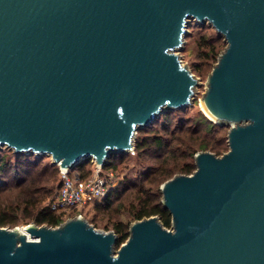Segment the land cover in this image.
I'll list each match as a JSON object with an SVG mask.
<instances>
[{
  "label": "water",
  "instance_id": "water-1",
  "mask_svg": "<svg viewBox=\"0 0 264 264\" xmlns=\"http://www.w3.org/2000/svg\"><path fill=\"white\" fill-rule=\"evenodd\" d=\"M192 21L225 42L199 104L228 149L161 183L171 227L135 220L118 248L80 216L0 227V264H264V0H0V150L69 170L132 151L193 105L200 81L176 52Z\"/></svg>",
  "mask_w": 264,
  "mask_h": 264
},
{
  "label": "trees",
  "instance_id": "trees-1",
  "mask_svg": "<svg viewBox=\"0 0 264 264\" xmlns=\"http://www.w3.org/2000/svg\"><path fill=\"white\" fill-rule=\"evenodd\" d=\"M195 25L203 28L206 24L200 25L195 23ZM208 27L211 28L210 26ZM215 34L217 38L223 39L216 32ZM224 47V40L223 42H219L210 34L200 32L197 40L200 62L195 64L192 70L198 75L205 74L206 72L209 73L216 62L218 54ZM187 108L163 112L152 124L140 128L137 132H145L148 128H154V125L160 121L165 126L169 125L170 114L174 111L186 110ZM196 120L198 124L203 125L202 129L206 133H212L218 126L221 127L213 121L209 122L210 120H207L203 114H199ZM153 133L136 138L134 163L141 166L137 170V176L132 177L124 174L118 185L112 188L101 201L94 204V213L91 216L87 217V214L84 212L83 217L91 225L96 227L102 220L103 226L111 229L116 234V248L128 238L131 221L149 216H157L163 226L170 228L171 216L168 210L162 206V195L159 185L174 174H190L195 169L193 162L195 146L193 144L184 145L183 148L178 145V147L175 146L174 148L171 142L173 140L168 141L161 134H157L158 132L155 133L153 131ZM176 134L178 135V132ZM197 148L203 150L210 149L216 155L222 154L224 150L219 139L214 141L213 137V140H208L205 136L201 138ZM7 151L2 152L0 150V177L2 178L0 181V227H12L19 223L28 222L49 227L60 224L62 222L61 216L52 211L45 204V201L53 191L61 186V176L59 175V180L57 181L54 171L47 172L51 166L45 164L41 172V174H44V178L38 173L30 177L31 167L37 166L40 163L38 156L34 154H17L9 149ZM178 151L180 152L178 153ZM127 157H130L129 152L124 154L113 153L102 168L103 170L118 172L119 165L126 161L124 159ZM145 157L160 160L159 164H155L154 166L144 165L146 163L143 161L146 159ZM188 157H191V159H188ZM144 167L145 170L143 169ZM74 169L78 171L80 177H88L93 169L91 159L81 161L74 166ZM20 172L24 173L25 177H20ZM45 172L49 173V175L51 174L54 178L51 179ZM8 179L11 182L8 181V183ZM39 182H43V185L39 186ZM49 182L51 184L48 185L47 183ZM15 187L17 188L16 195L10 194L13 190L7 193V191ZM129 193H131V202L125 208L122 198ZM82 210L81 208L71 212L72 217L78 213L83 214ZM123 215H125V218L122 217Z\"/></svg>",
  "mask_w": 264,
  "mask_h": 264
},
{
  "label": "rangeland",
  "instance_id": "rangeland-1",
  "mask_svg": "<svg viewBox=\"0 0 264 264\" xmlns=\"http://www.w3.org/2000/svg\"><path fill=\"white\" fill-rule=\"evenodd\" d=\"M208 24H206L203 28H200L198 26L195 25V23L192 21V23H190L189 27H188V34L189 36L185 38V41L183 43V46L180 50H176V52L178 53L182 63L184 65H186L191 72L198 77L200 84L198 85V87H196L195 89V94H194V101H193V105L188 106V108L186 110H182V111H174L172 114H170L169 118V125H166L164 123H162L161 121L159 123H157L156 125H154V128H148V130H146L145 132H136L135 136H134V147H135V141L136 138L144 136L146 134H154L153 131H155V133L157 134H161V136H163L164 138H166L168 141L169 140H173L172 142V146L175 148L178 147V145L183 148L184 145H190L193 144V146H195V153L198 151H204L203 149L197 148L199 141L201 140V138H203V136H205L208 140H213L214 137V141L219 139V141L222 144L223 147V152H226L228 149V144H227V131H228V127L227 126H221V127H217L216 130H214L212 133H206L202 128L203 125L198 124V121L196 120V118L199 116V114H203L205 118H207V120H210L202 111L200 104H199V100L205 90V80L206 77L208 75V73L206 72L205 74H196L192 68L194 67L195 64H198L200 62V59L198 58V48H197V40L199 37V33L200 32H206L207 34H210L211 36H213L214 38H216L219 42H223V39L221 38H217L214 30L212 28H209L207 26ZM223 50V49H222ZM221 50V51H222ZM195 102V105H194ZM161 120H162V116H161ZM212 120H210L209 122H211ZM162 123V124H161ZM165 126V127H164ZM156 128V129H155ZM165 128V130L163 131V129ZM150 132V133H149ZM174 132V133H173ZM176 132H178V135L176 134ZM200 139V140H199ZM179 143V144H178ZM182 143V144H180ZM213 144V143H212ZM7 148H3L1 149L2 152H8ZM135 149H133L132 151H130V157H127L126 161H124L122 164L119 165L118 167V172H115L118 175V179L119 181L124 177V174H127L129 176L132 177H136L137 176V170L141 167L140 165H136L135 162ZM205 151H211L210 149H207ZM180 151H178L179 153ZM194 153V154H195ZM221 155V154H219ZM38 158L40 159V163L37 166H32L31 167V173L29 174L30 177H33L35 175L40 174L41 176H43L44 178V174L41 172L43 171L44 165L48 164L49 166H51L47 172H55L54 176L56 177L57 181L59 180V175H60V168L58 165L54 164L51 162V158L48 155H39ZM144 159L143 161L146 162L144 165L147 166H154L155 164H159L160 160H155L153 158H147ZM188 159H191V157H188ZM194 162V161H193ZM93 165V161L91 160V166ZM146 166V167H147ZM145 170V167L143 168ZM75 171L74 168L70 169V172L73 173ZM46 173V172H45ZM28 174V173H27ZM47 176H49L51 179L54 178V176H51V174L49 175V173H46ZM175 175V174H174ZM173 175V176H174ZM20 177H25V174L20 172ZM2 180V178L0 177V181ZM42 180V179H41ZM11 182L9 179L7 180V182ZM40 181V180H38ZM8 182V183H9ZM40 185H43V182H39ZM119 183V182H118ZM45 184V183H44ZM48 185L51 184L50 182L47 183ZM2 185V184H1ZM118 185V184H117ZM116 185V186H117ZM161 185V184H160ZM159 185V187H160ZM17 188L15 187L14 189H10V191H7V193L11 192L13 190V192H11L10 194H14L16 195V190ZM56 191V190H55ZM53 191L48 198L55 192ZM6 192V191H4ZM1 193V192H0ZM131 193L125 195L122 200L124 202V207H128L130 204V198H131ZM48 198L45 201V204L48 200ZM82 216H84V212L85 214H87V217L91 216L92 213H94V205H87L85 207L82 208ZM70 217L72 216L71 214L69 215ZM99 216H101L99 214ZM123 218H125V215L122 216ZM133 221L130 222V224ZM34 224L33 222H28V223H19L15 226L9 227V226H3L5 228H9L12 229L14 227H19L22 225H26V224ZM103 221L101 220L99 222V224L95 227L96 229L99 230H103V231H109L111 229H107L103 226Z\"/></svg>",
  "mask_w": 264,
  "mask_h": 264
},
{
  "label": "built area",
  "instance_id": "built-area-1",
  "mask_svg": "<svg viewBox=\"0 0 264 264\" xmlns=\"http://www.w3.org/2000/svg\"><path fill=\"white\" fill-rule=\"evenodd\" d=\"M61 186L48 198V207L59 214L62 221L69 218L71 212L101 201L118 182V175L112 170H103L93 162L91 174L80 177L78 171L61 169ZM75 216L83 217L81 213ZM72 217V216H71Z\"/></svg>",
  "mask_w": 264,
  "mask_h": 264
},
{
  "label": "bare ground",
  "instance_id": "bare-ground-1",
  "mask_svg": "<svg viewBox=\"0 0 264 264\" xmlns=\"http://www.w3.org/2000/svg\"><path fill=\"white\" fill-rule=\"evenodd\" d=\"M20 229H23V225L22 226H19Z\"/></svg>",
  "mask_w": 264,
  "mask_h": 264
}]
</instances>
